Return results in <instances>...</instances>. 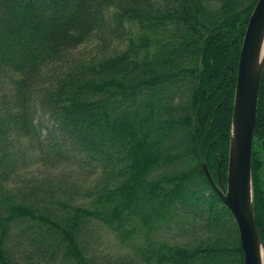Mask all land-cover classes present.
Instances as JSON below:
<instances>
[{"label":"trees","instance_id":"obj_1","mask_svg":"<svg viewBox=\"0 0 264 264\" xmlns=\"http://www.w3.org/2000/svg\"><path fill=\"white\" fill-rule=\"evenodd\" d=\"M257 1L0 0V264H244L202 165L225 183ZM24 147L77 177L21 179ZM252 167L264 243L255 153ZM103 227L150 238L105 255Z\"/></svg>","mask_w":264,"mask_h":264},{"label":"water","instance_id":"obj_2","mask_svg":"<svg viewBox=\"0 0 264 264\" xmlns=\"http://www.w3.org/2000/svg\"><path fill=\"white\" fill-rule=\"evenodd\" d=\"M264 73V0H258L249 18L240 51L231 124L227 186L213 190L232 213L238 228L244 264H264V243L256 224L252 161L259 94Z\"/></svg>","mask_w":264,"mask_h":264},{"label":"rangeland","instance_id":"obj_3","mask_svg":"<svg viewBox=\"0 0 264 264\" xmlns=\"http://www.w3.org/2000/svg\"><path fill=\"white\" fill-rule=\"evenodd\" d=\"M97 41L90 42L84 46H82V50H90L96 45ZM114 46H118V48H123L124 45L119 43H114L111 46V50L115 49ZM23 157L20 159L19 162V170H18V176L21 179H29L32 180L33 178L37 180L44 178H49L52 175H62L65 176L71 175L73 178L77 177L74 175L73 172H78V169L75 167L66 165L64 163L57 164L53 166L50 162L47 161L44 156L39 154L37 151L29 150L27 147H24L22 149ZM63 173V174H61ZM81 180V179H80ZM81 184V183H80ZM178 233L177 229H173L172 231H169L166 233V239L169 241H175V242H181L184 240L182 237H176ZM100 236L99 245H97V251L101 252L105 255H118V254H133L136 249L140 246L146 245V240L150 238L145 233L141 235H119L116 239L114 233L107 229L106 227H103L100 232L98 233ZM187 238V237H186ZM152 240H155L156 238L151 237ZM39 260L35 259V264H44L39 263Z\"/></svg>","mask_w":264,"mask_h":264},{"label":"flooded vegetation","instance_id":"obj_4","mask_svg":"<svg viewBox=\"0 0 264 264\" xmlns=\"http://www.w3.org/2000/svg\"><path fill=\"white\" fill-rule=\"evenodd\" d=\"M262 84L264 86V83ZM254 153L255 160L259 162L260 167L264 168V108H261V112H259V103L257 110V122L254 133Z\"/></svg>","mask_w":264,"mask_h":264},{"label":"bare ground","instance_id":"obj_5","mask_svg":"<svg viewBox=\"0 0 264 264\" xmlns=\"http://www.w3.org/2000/svg\"><path fill=\"white\" fill-rule=\"evenodd\" d=\"M258 164H259V162H257ZM203 170H204V172H205V166L208 168V165H207V163L206 162H203ZM208 170H209V168H208ZM209 172H210V170H209ZM211 174V173H210ZM205 175H206V173H205ZM212 176V175H211ZM212 179H213V181H214V183L215 184H217V186L219 185V186H221V187H226L227 186V180H228V175H226V180H225V183L223 182V180H222V178L219 176V179H218V182H216L215 180H214V178H213V176H212ZM209 181V180H208ZM210 183V182H209ZM211 185V184H210ZM211 187H212V185H211ZM221 200V199H220ZM222 201V200H221ZM223 202V201H222ZM224 203V202H223ZM226 206V205H225ZM227 207V206H226ZM228 208V207H227ZM230 211V210H229ZM232 214V213H231ZM233 216V215H232ZM233 219H234V217H233ZM234 221H235V219H234ZM235 223H236V221H235ZM236 226H237V224H236ZM237 230H238V228H237Z\"/></svg>","mask_w":264,"mask_h":264}]
</instances>
